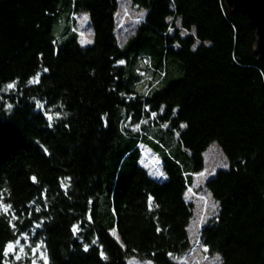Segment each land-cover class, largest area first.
Returning a JSON list of instances; mask_svg holds the SVG:
<instances>
[{"label":"trees","instance_id":"16d2710c","mask_svg":"<svg viewBox=\"0 0 264 264\" xmlns=\"http://www.w3.org/2000/svg\"><path fill=\"white\" fill-rule=\"evenodd\" d=\"M118 1L0 0V264H176L213 142L229 166L207 180L220 208L201 245L219 264H264L256 29L225 0H132L147 14L121 46ZM140 143L166 179L140 164Z\"/></svg>","mask_w":264,"mask_h":264},{"label":"rangeland","instance_id":"374dc122","mask_svg":"<svg viewBox=\"0 0 264 264\" xmlns=\"http://www.w3.org/2000/svg\"><path fill=\"white\" fill-rule=\"evenodd\" d=\"M147 11L136 7L132 0H119L118 11L116 13V34L119 44L122 46L135 34L139 25L145 20ZM79 34V40L83 45H89L94 39V30L87 13H77L73 15ZM54 32L57 34V30ZM142 157L140 164L145 167L151 176L158 180L167 178L163 168V160L160 154L147 143H140ZM229 160L219 144L213 142L204 153V168L197 173H193V183L186 192L187 200L194 205L193 217L189 224L191 247L177 258L176 264H219L222 262L220 254H208L200 242V233L205 224L215 217L219 212V203L213 198L207 188V180L212 177L217 170L227 168ZM114 235L120 240L116 230ZM22 246H20V249ZM22 252V251H21ZM39 255H43L41 251ZM37 264V262L35 263ZM128 264H155L148 258H141L136 255L128 257Z\"/></svg>","mask_w":264,"mask_h":264},{"label":"water","instance_id":"95a60500","mask_svg":"<svg viewBox=\"0 0 264 264\" xmlns=\"http://www.w3.org/2000/svg\"><path fill=\"white\" fill-rule=\"evenodd\" d=\"M228 7L236 12H244L250 24L256 29L255 51L264 61V0H225Z\"/></svg>","mask_w":264,"mask_h":264},{"label":"snow or ice","instance_id":"6c2138e0","mask_svg":"<svg viewBox=\"0 0 264 264\" xmlns=\"http://www.w3.org/2000/svg\"><path fill=\"white\" fill-rule=\"evenodd\" d=\"M121 63H123V62L121 61ZM13 86H14L13 84H10V85H8L7 87H8V88H11V87H13ZM49 119H51V117H49ZM33 179H35V178H33ZM150 199H151V198H150ZM9 208H11V205H7V206L0 205V211L6 212ZM15 243H16V244H19V241H16ZM14 247H15V245L12 244V243H10V244L7 246V248L5 249L4 254L7 255V254H8V250H9V249L14 250ZM22 250H23V249H21V251H22ZM17 259H19L18 256H17Z\"/></svg>","mask_w":264,"mask_h":264}]
</instances>
